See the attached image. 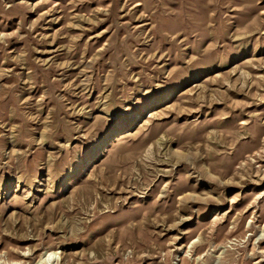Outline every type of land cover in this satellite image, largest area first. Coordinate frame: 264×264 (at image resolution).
<instances>
[{"label":"rangeland","instance_id":"374dc122","mask_svg":"<svg viewBox=\"0 0 264 264\" xmlns=\"http://www.w3.org/2000/svg\"><path fill=\"white\" fill-rule=\"evenodd\" d=\"M264 264V0H0V264Z\"/></svg>","mask_w":264,"mask_h":264},{"label":"bare ground","instance_id":"6f19581e","mask_svg":"<svg viewBox=\"0 0 264 264\" xmlns=\"http://www.w3.org/2000/svg\"><path fill=\"white\" fill-rule=\"evenodd\" d=\"M54 254L55 253L52 251H44L41 257L33 264H49L52 261Z\"/></svg>","mask_w":264,"mask_h":264}]
</instances>
